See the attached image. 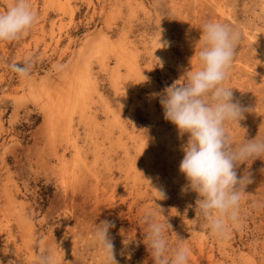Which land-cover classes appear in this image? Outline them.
Listing matches in <instances>:
<instances>
[{
    "label": "rangeland",
    "instance_id": "374dc122",
    "mask_svg": "<svg viewBox=\"0 0 264 264\" xmlns=\"http://www.w3.org/2000/svg\"><path fill=\"white\" fill-rule=\"evenodd\" d=\"M8 3L0 0V10ZM30 4L32 27L0 41L9 63L32 54L27 76L0 63V264H36L41 254L49 264H107L93 235L105 219L115 225L118 264H153L139 215L158 206L170 246L177 236L187 245L188 264H264V157L236 167L238 177L251 176L238 220L227 238L212 235L197 215L198 194L181 190L188 134L152 95L190 69L201 22L226 23L240 39L224 84L243 109L227 130L234 144L243 133L264 135V0ZM58 63L64 69L53 72Z\"/></svg>",
    "mask_w": 264,
    "mask_h": 264
},
{
    "label": "clouds",
    "instance_id": "9594fccd",
    "mask_svg": "<svg viewBox=\"0 0 264 264\" xmlns=\"http://www.w3.org/2000/svg\"><path fill=\"white\" fill-rule=\"evenodd\" d=\"M36 18L30 0H10L0 10V41L18 39L32 27ZM198 29L200 35L194 43L190 69L167 85L162 93L152 95L159 96L164 119L174 124L180 134H188L178 165L187 181L181 190L190 189L198 194L195 201L198 217L205 219V227L212 235L224 239L229 234V223L238 220L244 188L251 183L250 173L245 171L238 177L236 167L264 157V135L256 134L252 139H245L243 133L242 141L234 144L227 130L230 122L238 124L243 113L241 106L232 99V87L224 84L238 46L239 32L214 19L204 20ZM158 43L159 47L167 46L166 41ZM0 63L21 76H27L32 54L11 63L0 57ZM157 64L162 67V60L157 58ZM63 69L64 65L59 63L52 67L53 72ZM158 193L159 198H165L162 191ZM139 221L145 226L142 242L153 264H188L189 249L183 238L177 236L175 246H170L166 232L172 227L159 206L142 209ZM114 226L106 219L94 223V239L107 264H118L109 234V229ZM130 241H136L135 234L127 238L123 236V245ZM36 264H49V257L39 255Z\"/></svg>",
    "mask_w": 264,
    "mask_h": 264
}]
</instances>
